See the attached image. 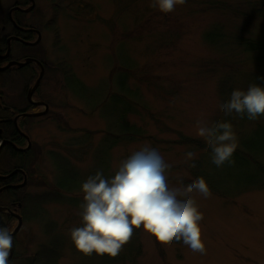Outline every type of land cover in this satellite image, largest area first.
I'll use <instances>...</instances> for the list:
<instances>
[{
    "label": "rangeland",
    "instance_id": "1",
    "mask_svg": "<svg viewBox=\"0 0 264 264\" xmlns=\"http://www.w3.org/2000/svg\"><path fill=\"white\" fill-rule=\"evenodd\" d=\"M11 1L0 0V5ZM39 1L57 2L60 8L56 41L55 34L44 37L48 63L58 66V73L50 70L43 82L50 113L25 123L35 146L23 188L27 216L13 234L10 264H95L104 255L86 256L69 238L70 230L81 225V183L97 171L111 177L122 160L149 145L171 165L166 169L170 186L189 184L198 162L211 156L207 141L196 135L197 122L226 120L221 101L235 88L247 89L250 78L264 79V61L235 44L239 36L264 37V20L241 0H187L169 13L151 6L152 0ZM213 30L221 37L205 41ZM7 79L0 74V92L12 103V89L19 84L11 88ZM123 81L126 93L120 91ZM120 95L133 111L125 119L139 133L129 141H116L119 131L111 124L110 111L122 105ZM230 118L237 138L254 126V121ZM183 137L201 147L183 145ZM189 151L192 160L186 157ZM10 163L0 156V169ZM193 196L203 214L205 254L182 241L161 243L139 228L117 257L106 259L116 264H264V188ZM0 222L17 225L16 218L5 223L0 216Z\"/></svg>",
    "mask_w": 264,
    "mask_h": 264
},
{
    "label": "clouds",
    "instance_id": "2",
    "mask_svg": "<svg viewBox=\"0 0 264 264\" xmlns=\"http://www.w3.org/2000/svg\"><path fill=\"white\" fill-rule=\"evenodd\" d=\"M187 0H152L161 12H172ZM224 115L235 114L249 120L264 116V85L251 83L247 89L235 88L221 101ZM196 135L207 141L211 160L218 168L233 163L238 138L229 120L197 122ZM192 160L194 153H186ZM167 164L149 145L132 152L119 163L114 175L106 178L101 171L90 175L80 185L83 193L81 225L69 232L74 248L91 256L117 257L131 239L134 229L142 228L161 243L183 242L193 252L206 253L201 239L199 210L194 193L208 198L209 186L203 176L185 185L170 186ZM14 229L0 222V264H10Z\"/></svg>",
    "mask_w": 264,
    "mask_h": 264
},
{
    "label": "trees",
    "instance_id": "3",
    "mask_svg": "<svg viewBox=\"0 0 264 264\" xmlns=\"http://www.w3.org/2000/svg\"><path fill=\"white\" fill-rule=\"evenodd\" d=\"M246 1L247 4H250L253 7V14L257 16V18H261L264 20V0H241ZM220 33L217 30L209 31L205 34V41L214 43L216 40L220 38ZM235 44L239 49H242L244 53H247L249 55L255 56L258 61H264V37H261L259 39H249L245 37H237L235 39ZM67 68V76H69V81L73 85L75 82L78 83V81L74 78L73 74L71 73L70 69ZM261 77L257 76L254 78H250L249 84L251 83H257L259 85H264V79L260 80ZM124 80V79H123ZM124 83V81H123ZM248 84V85H249ZM72 85L73 91H76L74 86ZM124 87L120 88V91H124L126 93L127 87L125 83L123 84ZM122 92H119V94H122ZM111 95V94H110ZM109 95V96H110ZM120 98L119 103L122 105L119 108H113L110 112L112 113V122L114 128H117L119 131L118 134V140H124L129 141L132 139L133 136L139 134L138 128L135 127L134 124H132L129 121H126V115L133 113L131 105L124 100V97L122 95L119 96ZM118 98L117 95H115L116 99ZM232 116H236L233 114ZM240 121H248L252 123L254 121V126L251 128L248 133L245 132V134L239 135V145L235 152L233 153V163H225L222 167H217L215 164L212 163L211 156L210 159H206L204 161L198 162V167L194 168L193 170V178H197L200 176H203L209 186V189L211 192L218 193V194H225L227 196H232L234 194H238L240 192L248 191V190H257L264 188V116L259 117L257 120H249L246 116L243 118L236 116ZM226 120L231 121L230 116L226 117ZM21 127H24V124H21ZM2 138L8 139L11 142H17L13 139L11 134L16 136V132L13 127H3ZM180 143L187 144H193L198 147H201L199 145V142L196 140H193L188 137L180 138ZM114 140L112 141V143ZM19 146H24V141L17 143ZM34 144L31 146L29 151L26 152H18L12 149L11 147H5L1 149L0 156H5L8 158L11 163L9 164V167L7 169H0V174H7L10 173L12 170L16 168H21L24 171H27V161L28 158L31 157L32 149L34 148ZM208 148V146L205 147V149ZM209 151V149H207ZM206 150V151H207ZM211 153V151H209ZM65 162V166H67ZM60 170H62V167L64 166H58ZM69 168V166H67ZM1 168V167H0ZM66 168V167H65ZM64 168V169H65ZM67 168L65 169V171ZM67 172V171H66ZM20 177V176H19ZM15 184L19 182V180L14 181ZM13 182V183H14ZM58 182V181H57ZM56 182V183H57ZM3 183H8L7 181L2 182L0 181V187L3 185ZM57 186L59 187V184L57 183ZM25 188V187H24ZM25 190L21 189H5L2 192H0V196H6L7 202H3L0 197V206L1 208L8 209L9 212H1L0 216L5 217V223L11 222L12 220H15L13 218V214L17 213L19 216L22 217V220H25L27 214L25 215L26 210V201H27V195H24L23 193ZM18 204L21 206L18 208ZM38 214L34 211L33 215L35 216ZM40 214V213H39ZM106 254L104 257L99 259V261L95 264H116V261H108L106 259Z\"/></svg>",
    "mask_w": 264,
    "mask_h": 264
},
{
    "label": "flooded vegetation",
    "instance_id": "4",
    "mask_svg": "<svg viewBox=\"0 0 264 264\" xmlns=\"http://www.w3.org/2000/svg\"><path fill=\"white\" fill-rule=\"evenodd\" d=\"M47 5L39 0H12L8 4L0 5V67L13 61L29 60L25 66L11 65L0 71L1 75L9 77L6 82H12V85L8 82L9 87H14L15 81L19 84V88L12 89V103H6L4 94L0 92V139L3 140V127L11 126L16 132V136L11 134L17 141L13 143L19 148L25 146H19L17 143L22 140L25 142L24 135H28L25 123L50 113L51 104L43 82L50 70L58 73V66L48 63V49L44 44V37L55 34L56 41V22L60 16V8L57 2L53 6ZM40 74L41 79L36 85ZM22 123L24 127H21ZM5 147L12 148L11 144L7 143L2 149ZM19 175L2 182L14 184Z\"/></svg>",
    "mask_w": 264,
    "mask_h": 264
},
{
    "label": "water",
    "instance_id": "5",
    "mask_svg": "<svg viewBox=\"0 0 264 264\" xmlns=\"http://www.w3.org/2000/svg\"><path fill=\"white\" fill-rule=\"evenodd\" d=\"M28 61L29 60H27L26 62L24 61V62H9L7 65H5V66H3V67H0V71H4V70H6L9 66H11V65H17L18 67H22V66H25V64H27L28 63ZM41 75L42 74H40V77L38 78V79H36L37 81H36V85L38 84V82L40 81L39 79H41ZM0 132H1V130H0ZM25 136V135H24ZM26 137V136H25ZM4 143H9V144H11L15 149H17L18 151H24L25 149H18V148H16V146L14 145V144H12V143H10L9 141L7 142V140H2V141H0V149H1V147L4 145ZM28 145L30 146V143H28ZM21 173V174H23L24 173V171L22 170V169H15V170H13L12 172H10L9 174H6V175H4V176H2V175H0V179H7V178H10V177H12V176H14V175H16L17 173ZM26 182H27V180H26V175L24 174V178H23V181H22V183H20V184H17V185H9V186H7V187H9V188H22V187H24L25 185H26ZM0 191H1V189H0ZM0 210H1V208H0ZM16 217H17V219H18V224L16 225V228H15V230H14V233H16L18 230H19V228H20V225H21V223H22V218L20 217V216H18V215H15ZM13 233V234H14ZM12 250L10 251V256H9V260H10V258H11V256H12Z\"/></svg>",
    "mask_w": 264,
    "mask_h": 264
}]
</instances>
